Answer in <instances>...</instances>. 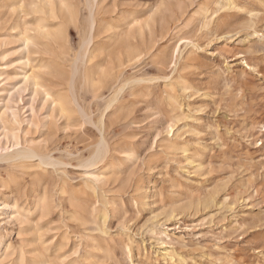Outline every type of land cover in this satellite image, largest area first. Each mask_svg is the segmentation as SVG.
Wrapping results in <instances>:
<instances>
[{
  "label": "rangeland",
  "instance_id": "374dc122",
  "mask_svg": "<svg viewBox=\"0 0 264 264\" xmlns=\"http://www.w3.org/2000/svg\"><path fill=\"white\" fill-rule=\"evenodd\" d=\"M45 1L0 0V264H264V0H95L89 43L69 0L63 48Z\"/></svg>",
  "mask_w": 264,
  "mask_h": 264
},
{
  "label": "bare ground",
  "instance_id": "6f19581e",
  "mask_svg": "<svg viewBox=\"0 0 264 264\" xmlns=\"http://www.w3.org/2000/svg\"><path fill=\"white\" fill-rule=\"evenodd\" d=\"M95 0H85V3L87 5V7H89L90 9V17H89V32L87 35V38L85 39L86 42H90L91 40V32L95 30L94 28V24H95V18L94 15L92 14L91 8H92V4ZM84 2V1H83ZM46 14L47 16L42 19V21H44L43 23L39 24V28L40 30H42V35L44 36V38L48 39V40H52L55 44L58 45V47H62L67 43V33H66V25L68 24H72L75 21V13L74 10L72 8V4L70 3L69 0H46ZM96 3V2H95ZM227 4H230V1H226ZM220 5V4H219ZM232 5V4H231ZM88 9V10H89ZM94 12V11H93ZM29 39H25V41H28ZM84 45V41L81 43V46ZM87 49V48H86ZM85 53V52H84ZM83 53V54H84ZM69 56V55H68ZM78 56H76L75 60L78 59ZM85 56V55H84ZM92 54L89 53L86 58L88 61L91 60ZM60 65V64H59ZM75 65V64H74ZM48 67V66H47ZM74 69V67H73ZM49 70V69H48ZM52 70V69H51ZM88 70V69H87ZM71 74V73H70ZM26 76V75H25ZM71 77V76H70ZM69 77V78H70ZM32 80H34L33 78H31ZM118 79V78H117ZM38 80V79H37ZM39 81V80H38ZM69 81V80H68ZM34 85L36 84V81H33ZM68 86V85H67ZM72 86H70L71 88ZM67 87V91H68ZM73 88V87H72ZM59 94V93H58ZM73 99V98H72ZM55 100V99H54ZM56 101V100H55ZM114 101V100H113ZM58 103V102H57ZM111 103V102H109ZM176 103V102H175ZM174 103V104H175ZM107 107V106H106ZM59 109L62 113L67 114L69 112V108H67V102L64 101V99H60V103H59ZM105 109V108H104ZM73 110V109H71ZM61 115V113H59ZM83 115V113H81ZM68 117V116H65ZM102 117V116H101ZM186 117V116H185ZM86 119V116L84 117ZM101 125V123H100ZM102 126V125H101ZM170 143V142H169ZM171 144V143H170ZM172 145V144H171ZM180 146V145H179ZM181 147V146H180ZM185 147V146H184ZM180 149V148H179ZM178 149V150H179ZM29 152V151H27ZM32 152V151H31ZM30 152V154H31ZM96 153V159H99L100 157V152L101 150L98 149V151H95ZM93 154V155H94ZM32 156H36L35 154H33L32 152ZM30 156V157H32ZM93 157V156H92ZM91 157V158H92ZM27 158V157H26ZM35 158V157H34ZM37 158H39L37 156ZM41 158V157H40ZM187 158V157H186ZM23 159V158H22ZM29 159V158H28ZM94 160V157L92 158ZM91 159V160H92ZM188 159V158H187ZM42 160V159H39ZM98 162L101 161V158L99 160H97ZM192 161V160H191ZM40 162V161H39ZM89 162V161H88ZM91 163V162H89ZM191 163V162H190ZM100 164V162H99ZM43 165V164H42ZM92 165V164H90ZM96 165V164H95ZM38 166V165H37ZM43 199V197H42ZM168 250V249H166ZM164 257H170V252L166 251L164 254ZM172 258V257H171ZM164 259V258H163Z\"/></svg>",
  "mask_w": 264,
  "mask_h": 264
}]
</instances>
